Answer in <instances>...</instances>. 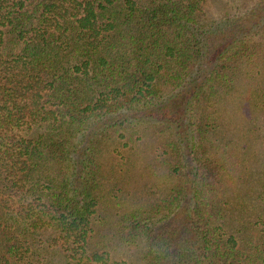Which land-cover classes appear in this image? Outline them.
Returning <instances> with one entry per match:
<instances>
[{"label": "trees", "instance_id": "trees-1", "mask_svg": "<svg viewBox=\"0 0 264 264\" xmlns=\"http://www.w3.org/2000/svg\"><path fill=\"white\" fill-rule=\"evenodd\" d=\"M0 264H264V0H0Z\"/></svg>", "mask_w": 264, "mask_h": 264}]
</instances>
